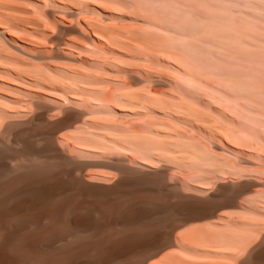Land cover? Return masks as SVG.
Wrapping results in <instances>:
<instances>
[{"label":"rangeland","instance_id":"374dc122","mask_svg":"<svg viewBox=\"0 0 264 264\" xmlns=\"http://www.w3.org/2000/svg\"><path fill=\"white\" fill-rule=\"evenodd\" d=\"M38 78L73 85L72 99L89 119H110L113 137L156 139L163 162L149 163L171 168L182 192L203 184L204 168L238 179L228 154L264 157V0H0V104Z\"/></svg>","mask_w":264,"mask_h":264},{"label":"bare ground","instance_id":"6f19581e","mask_svg":"<svg viewBox=\"0 0 264 264\" xmlns=\"http://www.w3.org/2000/svg\"><path fill=\"white\" fill-rule=\"evenodd\" d=\"M38 80L0 104V264H264V179L253 176L264 157L228 154L238 179L204 168L205 185L182 192L171 168L149 163L163 155L156 139L110 136L115 125L89 119L73 85Z\"/></svg>","mask_w":264,"mask_h":264}]
</instances>
